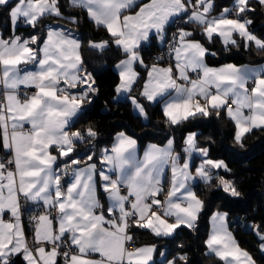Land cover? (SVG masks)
Instances as JSON below:
<instances>
[{"label": "snow or ice", "instance_id": "obj_1", "mask_svg": "<svg viewBox=\"0 0 264 264\" xmlns=\"http://www.w3.org/2000/svg\"><path fill=\"white\" fill-rule=\"evenodd\" d=\"M67 2L111 38L89 41V47L103 51L111 43L124 54L116 65L115 92L127 94L141 116L146 117L145 106L131 95L140 82L137 64L147 72L139 95L161 103L170 126L223 112L234 122V140L241 148L247 134L264 131V67H209V50L184 28H178L168 44L167 55L174 63L149 68L140 51L153 38L166 43L170 26L179 20L200 29L210 43L219 37L226 48L242 44L246 50L264 52V37L250 30L253 0H232L219 15H212L213 0ZM256 2L264 7V0ZM0 11L7 12L11 26L7 38L0 34V264H157L156 246H136L131 229H147L156 237H172L181 226L195 230L204 203L192 181L199 178L209 185L210 169H229L223 161L207 159L209 151L197 146L194 133L185 138L183 151L189 158L193 153L205 158L195 175L188 159L181 163L172 139L163 147L148 145L138 157L137 140L119 132L111 148L102 150L100 168L94 154L78 157L77 144L90 143L97 133L91 128L73 131V121L98 89L83 68L82 44L71 30L48 27L37 34L45 19L64 17L60 0H0ZM70 22L78 21L73 16ZM20 25L32 33L17 35ZM166 168L171 179L161 200ZM219 186L232 197L241 195L224 177ZM26 205L34 206V213L40 209L30 216L29 227L22 219ZM226 216L212 215L203 242L206 254L220 264H256L229 232ZM254 230L264 253V232L260 225ZM179 247L171 258L160 251L159 264H190L183 245Z\"/></svg>", "mask_w": 264, "mask_h": 264}, {"label": "trees", "instance_id": "obj_2", "mask_svg": "<svg viewBox=\"0 0 264 264\" xmlns=\"http://www.w3.org/2000/svg\"><path fill=\"white\" fill-rule=\"evenodd\" d=\"M213 3L215 13L223 7L230 6L232 0H213ZM60 4L64 17L45 19L38 26L37 34H42L47 26L53 23L75 33L82 44L80 51L84 61L83 68L92 74L95 80L94 87L98 89L95 94L90 95L91 103H84L82 111L73 121V131L86 133V130L91 128L97 133L95 140L90 143L77 144L78 157L94 154V161L98 163L99 151L109 146L118 132H125L136 139L139 150H142L146 143L161 145L172 138L175 151L181 155L185 135L196 132L197 145L207 148L209 158L221 159L229 169V171L220 170L213 176L209 185L203 182L192 184L196 196L204 203L195 230L180 227L172 237H156L147 229L133 227L131 231L135 234V244L155 245L158 251L163 249L169 254V258L181 251L179 246L183 245L182 250L187 253L190 264H220L215 256L206 254L203 242L207 237L210 214L221 211L227 214L228 228L239 246L248 251L257 264H264V254L260 251V241L254 230L256 225H260L261 231L264 232V131L253 130L252 133L247 134L244 147L241 148L234 140V124L223 112L220 116L212 112L207 117L198 116L180 125L170 126L158 104H151L139 95L145 76V68L139 66L136 70L140 74V82L135 85L131 95L136 96L145 106L146 117L135 115L127 97L114 99L115 88L119 83L114 65L124 54L111 43L103 51L89 47V41L110 42L111 38L107 31L103 27H97L85 12L69 7L67 0H60ZM253 7L255 11L248 13V17L253 21L250 30L257 36L264 37V7H261L256 0H253ZM73 16L77 18L76 24L70 22ZM10 28L7 12L0 11V30L4 35H8L11 32ZM192 29L193 38L199 40L209 50L206 63L210 66L223 63L253 65L264 62V52L257 51L255 47L246 50L241 44L239 48L235 46L226 48L217 37L210 43L197 28ZM31 33L32 29L24 25H20L16 30L17 35L25 37ZM158 49L153 39L141 47L145 65L151 64L152 56ZM2 154L0 152V155ZM62 163V160H58V164ZM220 177L230 179L241 195L232 197L225 193L219 186ZM166 190L165 181L164 194L160 196H164ZM25 209V222L39 210L37 208L34 213ZM16 264H23V261L17 260Z\"/></svg>", "mask_w": 264, "mask_h": 264}, {"label": "crops", "instance_id": "obj_3", "mask_svg": "<svg viewBox=\"0 0 264 264\" xmlns=\"http://www.w3.org/2000/svg\"><path fill=\"white\" fill-rule=\"evenodd\" d=\"M226 7H231V5L230 6H226ZM224 8V7H223ZM222 8V9H223ZM222 9H220L219 11H217V12H213L212 13V15H219V13L221 12V10ZM187 25V24H186ZM186 25H184V29H186V30H190V31H193V29L192 28H196L194 25H190L189 24V26H186ZM11 27V26H10ZM48 27H52V28H57V27H61V28H65L64 26H61V25H59V24H56V23H53V24H49L48 26H47V28ZM102 27V26H101ZM11 29V28H10ZM66 29V28H65ZM198 29V28H197ZM106 30V29H105ZM200 32H201V30L200 29H198ZM73 33V32H72ZM0 34H3V32H2V30H0ZM10 34V33H9ZM8 34V35H9ZM4 35V34H3ZM8 35H4L5 36V38H7V36ZM73 36L76 38V39H78L79 40V38H78V36L75 34V33H73ZM217 39L219 40V42L222 44V45H224L223 43H222V41H221V39L219 38V37H217ZM153 40H155V42H156V46L159 48L162 44L160 43V42H158L156 39H154L153 38ZM197 40V39H196ZM80 41V40H79ZM104 41V40H103ZM94 42H97V43H99V42H101V41H94ZM148 42H146V43H144V44H147ZM144 44H142V46L144 45ZM114 45V44H113ZM115 46V45H114ZM225 46V45H224ZM205 47V46H204ZM107 48V47H106ZM98 50V49H97ZM122 52V51H121ZM122 59H125V56H123L118 62H116V64L114 65V70H115V72H116V74L118 75V78H119V74H118V70H117V67H116V65L122 60ZM154 63H159V65L160 66H164V67H166V66H168V65H165V64H162V63H160V62H156V61H152L151 62V64H149L148 65V67L150 68ZM171 63H174V61H172L171 60ZM225 64H228V63H223V64H221V65H217V66H210V65H208L209 67H221V66H223V65H225ZM232 64H234V63H232ZM235 65H237V66H239V67H244V66H248V67H254V68H260V67H264V62H262V63H259V64H253V65H249V64H235ZM143 67V66H140L139 64H137V65H134V67H135V69H136V67ZM89 73V72H88ZM147 79V72H146V70H145V76H144V80H143V82L145 81ZM143 82H142V84H141V88H140V91L142 90V86H143ZM93 87H94V85H93ZM73 91H76V90H73ZM125 97H127V94H123V95H117L116 94V92H115V95H114V99H116V100H120V99H124ZM143 98V97H142ZM144 99V98H143ZM130 100V99H129ZM146 100V99H145ZM147 101V100H146ZM147 102H149V101H147ZM151 103V102H150ZM130 104H131V101H130ZM151 104H155V103H151ZM158 104V106L160 107V109H161V111H162V104L161 103H157ZM131 108H132V112L135 114V115H138V116H140L141 118H145V116H141L139 113H138V111L137 110H135L134 109V107H133V105L131 104ZM162 114H163V111H162ZM233 124H234V122H233ZM234 127H235V125H234ZM236 131V130H235ZM119 133V132H118ZM191 133H194L195 134V136H196V132H190V133H187L186 135H185V137H184V140H185V138L189 135V134H191ZM116 135H117V133L114 135V137H113V140H112V142L110 143V145L109 146H107V147H104V148H102L100 151H99V154H98V160H99V162L98 163H96L97 164V167L98 168H100L101 167V165H100V154H101V152H102V150L103 149H105V148H111V146H112V143H113V141H114V138L116 137ZM129 136V135H128ZM234 136H235V132H234ZM131 137V136H130ZM169 139H172V138H169ZM168 139V140H169ZM167 140V141H168ZM167 141L164 143V144H161V145H159V144H156V145H158V146H161V147H163V146H165L166 144H167ZM196 143H197V136H196ZM150 144H155V143H146L145 145H144V147L142 148V150H139V147H138V144H137V156L138 157H142L143 156V152H144V150L147 148V146L148 145H150ZM198 146V145H197ZM184 147H185V144H184V146H183V149H184ZM198 147H200V146H198ZM173 148H174V144H173ZM203 148V147H202ZM182 149V150H183ZM174 152L175 153H179V152H177V151H175V149H174ZM52 154L53 155H58V153L53 149L52 150ZM180 155V154H179ZM180 157H181V163H183V160L184 159H188L189 160V163H190V165H191V167H190V171L193 173V175H195V168L197 167V166H199L200 165V163H201V161L203 160V159H205L204 157H202L199 153H193V155L189 158L188 156H187V154L183 151L182 152V154L180 155ZM207 159H211V158H209V157H207ZM211 160H214V161H222L221 159H211ZM224 163V162H223ZM83 165H81V167H82ZM220 170H224V169H210V171H211V173H212V177L213 176H215V175H217L218 174V172L220 171ZM170 179H171V172H170V170L169 169H165V174H164V178H163V188H164V182L166 181L167 182V189H168V187H169V182H170ZM197 182H203V181H201L199 178H195L193 181H192V183H191V186H192V184H194V183H197ZM193 189V188H192ZM166 192H167V190H166ZM166 192H165V195L164 196H159V199H161V200H164L165 198H166ZM98 195H99V197H100V199H101V202L102 203H107V201H106V197H105V195L101 192V194H100V192H98ZM162 197V198H161ZM198 198V197H197ZM199 199V198H198ZM33 207L34 206H32V205H26V208L28 209V211H33ZM217 212H219V213H224V212H221V211H214V212H212L211 214H210V216H209V219H208V233H207V236H208V234H209V232H210V230H211V217H212V215L214 214V213H217ZM226 223H227V218H226ZM228 225V224H227ZM181 227H184V226H181ZM228 230H229V232L231 233V231H230V229L228 228ZM232 234V233H231ZM207 238V237H206ZM151 244H142V245H136V246H150ZM241 248V247H240ZM260 248V247H259ZM242 249V248H241ZM132 249H129V251H131ZM244 250V249H243ZM160 251H163L164 252V250L162 249V250H160ZM160 251H158L156 254H154L155 255V259L157 260V261H160L162 258L159 256V252ZM207 251V250H206ZM264 254V253H263ZM257 264V263H256Z\"/></svg>", "mask_w": 264, "mask_h": 264}, {"label": "built area", "instance_id": "obj_4", "mask_svg": "<svg viewBox=\"0 0 264 264\" xmlns=\"http://www.w3.org/2000/svg\"><path fill=\"white\" fill-rule=\"evenodd\" d=\"M185 24L186 23H183V22L177 20L176 22H174L170 26V28L168 30V33H167V42L162 44L159 47V49L153 54V56H152V60L153 61L160 62V63L165 64V65H169L171 63V60H170L169 56L167 55L168 44L172 41L173 33H175L178 28H183ZM161 56H163V59L160 60V61H157V57H161ZM21 94H23V92ZM25 208H26V206H25ZM39 211H40V209L38 210V212ZM38 212L35 213V214H38ZM22 219H23V223H24L25 227H29L30 218L25 222V218H24V215H23ZM129 249H132V248L130 247Z\"/></svg>", "mask_w": 264, "mask_h": 264}, {"label": "rangeland", "instance_id": "obj_5", "mask_svg": "<svg viewBox=\"0 0 264 264\" xmlns=\"http://www.w3.org/2000/svg\"><path fill=\"white\" fill-rule=\"evenodd\" d=\"M225 179H226V178H225ZM227 180L231 181L230 179H227Z\"/></svg>", "mask_w": 264, "mask_h": 264}]
</instances>
